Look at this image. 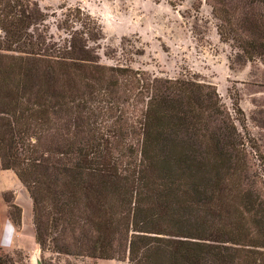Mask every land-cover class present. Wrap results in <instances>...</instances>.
Wrapping results in <instances>:
<instances>
[{"label": "trees", "instance_id": "obj_1", "mask_svg": "<svg viewBox=\"0 0 264 264\" xmlns=\"http://www.w3.org/2000/svg\"><path fill=\"white\" fill-rule=\"evenodd\" d=\"M210 1L220 38L264 62V0ZM68 10L61 44L35 0H0V162L29 192L41 249L264 264V155L238 99L232 112L214 85L101 64L88 44L100 23ZM126 104L139 107L123 123ZM0 264L17 262L0 250Z\"/></svg>", "mask_w": 264, "mask_h": 264}, {"label": "rangeland", "instance_id": "obj_2", "mask_svg": "<svg viewBox=\"0 0 264 264\" xmlns=\"http://www.w3.org/2000/svg\"><path fill=\"white\" fill-rule=\"evenodd\" d=\"M45 18L40 29L51 41L65 43L63 28L69 8H81L101 25L89 49L101 64L143 70L153 76L186 77L214 85L222 102L234 111L238 99L248 134L264 155V62L242 60L231 41L220 38L219 20L210 0H35ZM76 27L81 25L76 23ZM139 105L114 111L124 123ZM238 127L244 131L237 122ZM10 201L22 209L20 224L10 216ZM12 221L17 229L10 248L17 264H128V261L43 251L35 239L32 199L15 172L0 162V226Z\"/></svg>", "mask_w": 264, "mask_h": 264}, {"label": "clouds", "instance_id": "obj_3", "mask_svg": "<svg viewBox=\"0 0 264 264\" xmlns=\"http://www.w3.org/2000/svg\"><path fill=\"white\" fill-rule=\"evenodd\" d=\"M17 229L12 221L0 226V248H10L15 240Z\"/></svg>", "mask_w": 264, "mask_h": 264}]
</instances>
